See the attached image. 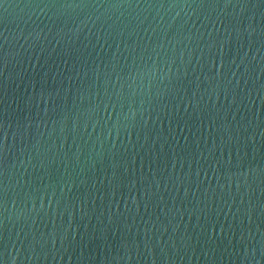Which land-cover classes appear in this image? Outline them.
Returning <instances> with one entry per match:
<instances>
[{
    "label": "water",
    "instance_id": "95a60500",
    "mask_svg": "<svg viewBox=\"0 0 264 264\" xmlns=\"http://www.w3.org/2000/svg\"><path fill=\"white\" fill-rule=\"evenodd\" d=\"M3 264H264V3L4 0Z\"/></svg>",
    "mask_w": 264,
    "mask_h": 264
},
{
    "label": "snow or ice",
    "instance_id": "6c2138e0",
    "mask_svg": "<svg viewBox=\"0 0 264 264\" xmlns=\"http://www.w3.org/2000/svg\"><path fill=\"white\" fill-rule=\"evenodd\" d=\"M4 3V0H0V5H2ZM261 3H264V0H261ZM0 264H3L2 261H0Z\"/></svg>",
    "mask_w": 264,
    "mask_h": 264
}]
</instances>
